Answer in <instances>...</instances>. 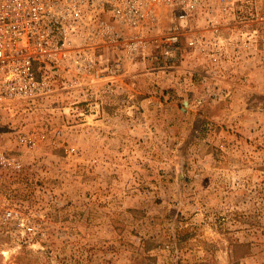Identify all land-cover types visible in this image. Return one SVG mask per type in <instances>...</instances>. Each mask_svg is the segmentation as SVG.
<instances>
[{"label": "rangeland", "instance_id": "obj_1", "mask_svg": "<svg viewBox=\"0 0 264 264\" xmlns=\"http://www.w3.org/2000/svg\"><path fill=\"white\" fill-rule=\"evenodd\" d=\"M245 66L149 59L100 112L58 94L0 113L50 131L0 186L35 227L0 231V264H264V70Z\"/></svg>", "mask_w": 264, "mask_h": 264}, {"label": "built area", "instance_id": "obj_2", "mask_svg": "<svg viewBox=\"0 0 264 264\" xmlns=\"http://www.w3.org/2000/svg\"><path fill=\"white\" fill-rule=\"evenodd\" d=\"M149 59L190 73L264 70V0H0V113L9 118L58 94L100 112L99 90L114 93ZM33 120L0 124V186L49 137ZM0 231L22 242L35 227L7 203Z\"/></svg>", "mask_w": 264, "mask_h": 264}, {"label": "bare ground", "instance_id": "obj_3", "mask_svg": "<svg viewBox=\"0 0 264 264\" xmlns=\"http://www.w3.org/2000/svg\"><path fill=\"white\" fill-rule=\"evenodd\" d=\"M4 253H5V255L10 256L11 251H9V250L6 249V250L4 251Z\"/></svg>", "mask_w": 264, "mask_h": 264}]
</instances>
